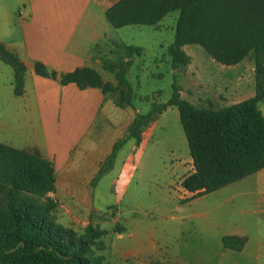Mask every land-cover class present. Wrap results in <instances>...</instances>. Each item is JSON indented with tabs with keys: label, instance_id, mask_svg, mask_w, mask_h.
Returning a JSON list of instances; mask_svg holds the SVG:
<instances>
[{
	"label": "trees",
	"instance_id": "trees-1",
	"mask_svg": "<svg viewBox=\"0 0 264 264\" xmlns=\"http://www.w3.org/2000/svg\"><path fill=\"white\" fill-rule=\"evenodd\" d=\"M177 10L173 42L168 47L171 67H186L190 58L186 45L200 46L212 60L233 66L248 56L254 63V96L235 105L214 109L197 108L179 96L173 84L169 100L137 114L127 135L117 141L92 180L94 185L111 167L127 139L138 144L141 134L169 107L177 109L187 142L193 173L180 186L197 198L217 191L264 169V117L258 105L264 102V0H118L105 11V19L115 29L127 26H155L169 12ZM126 61L103 64L115 84L104 82L94 69L83 67L57 74L33 63L35 75L74 84L79 90L99 89L116 96L114 105L132 106V90L126 78L132 56L141 49L123 46ZM0 61L12 70L15 97L24 92L25 66L0 43ZM117 94V95H115ZM55 183L52 162L37 151L26 152L0 144V264H106L92 248L106 231L90 222L82 235L54 222L55 203L46 198L40 205L30 195H44ZM189 200V199H188ZM188 200L180 201L184 204ZM246 238L224 236L222 247L239 252Z\"/></svg>",
	"mask_w": 264,
	"mask_h": 264
},
{
	"label": "crops",
	"instance_id": "crops-1",
	"mask_svg": "<svg viewBox=\"0 0 264 264\" xmlns=\"http://www.w3.org/2000/svg\"><path fill=\"white\" fill-rule=\"evenodd\" d=\"M116 1L0 0V43L19 58L26 70L24 92L16 98L27 114L40 118V141L32 138L19 150L37 151L42 158L52 162L53 194H88L89 187L96 184L92 185V180L100 165L114 144L127 135L117 137V134L124 127L128 128L134 117L141 113L134 109L124 126L123 122L115 120L117 107L112 101L110 106H105L108 101L99 89L79 90L74 84L61 86L55 80L35 75L33 63H40L57 74L88 67L101 75L99 70L106 71L103 64L111 63L105 59L110 53L106 48L108 45L100 43L107 32L101 20ZM187 47L182 50L189 57ZM189 58L184 72L191 65ZM220 67L222 72L217 73L220 75L198 84L203 89L204 101L200 97L184 100L197 108L211 105L220 109L254 96L252 56L236 65ZM175 71L180 72L179 69ZM169 109L157 115L154 121ZM121 111L120 117L126 115V109ZM101 114L105 123L100 127L101 135H96V120ZM261 114L264 117L262 111ZM158 126L155 124L154 129ZM148 145L141 149L132 176L138 173L140 166L142 174L139 175L142 176L154 162V158L144 155ZM186 161V165L185 162L172 165L171 172L177 178L179 204L180 199H189L181 205L192 207L188 217L202 223L200 233L191 237L194 246L181 245L183 248H175L173 254L167 246L152 241L147 250L123 251L126 252V263L150 264L151 258L156 256L160 264H264V169L217 191L192 198L193 194L180 186L181 181L193 173L191 159ZM224 236L244 237L245 245L239 252L224 249L221 243Z\"/></svg>",
	"mask_w": 264,
	"mask_h": 264
},
{
	"label": "rangeland",
	"instance_id": "rangeland-1",
	"mask_svg": "<svg viewBox=\"0 0 264 264\" xmlns=\"http://www.w3.org/2000/svg\"><path fill=\"white\" fill-rule=\"evenodd\" d=\"M178 15L179 12L174 10L155 26L132 25L120 29L111 27L104 18L101 20L107 32L100 43L108 45L106 48L110 51L106 60L120 63L125 57L123 46L141 49L140 56L131 57L126 74L132 90L133 109L125 108L127 113L123 117H120L123 109H115L118 114L115 120L123 122L124 126L134 109L145 114L153 105L166 103L171 97L173 84L181 90V99L200 97L204 101L201 95L203 89L198 84L222 72L221 65L198 45L187 47L191 57L187 72L183 71L185 67L178 68L180 72L172 69L167 52L173 42ZM99 71L102 80L115 83L110 72ZM11 83L12 70L0 61V144L21 149L22 144H28L32 138L40 141V118L20 108V100L13 95ZM106 99L105 106H110L111 101L114 105L117 97L107 95ZM258 106L264 113V102ZM169 108L160 119L143 130L138 144L131 139L118 150L112 167L93 188L89 187L88 194L57 195L51 193L52 190L44 195H30L40 205H46V198L52 200L55 207L50 215L54 222L74 230L77 235L83 234L89 221L94 227L105 230L106 235L97 241L92 250L106 264H127L126 252L123 251L147 250L152 241L167 246L175 254V248L194 246L191 237L200 233V220L188 217L192 207L181 205L177 200V178L171 172V166L182 162L186 165L190 156L177 109ZM103 123L104 116L101 114L96 120V135H101ZM155 124L159 125L156 129ZM127 130L124 127L117 137L123 136ZM148 143L144 155L154 158V162L142 176L141 166L138 173L132 176L140 151ZM150 264L160 263L154 256Z\"/></svg>",
	"mask_w": 264,
	"mask_h": 264
}]
</instances>
